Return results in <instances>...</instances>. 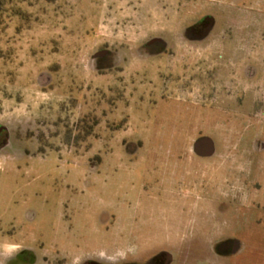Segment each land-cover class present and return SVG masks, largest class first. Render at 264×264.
Returning <instances> with one entry per match:
<instances>
[{
	"label": "rangeland",
	"instance_id": "rangeland-1",
	"mask_svg": "<svg viewBox=\"0 0 264 264\" xmlns=\"http://www.w3.org/2000/svg\"><path fill=\"white\" fill-rule=\"evenodd\" d=\"M0 264H264V0H0Z\"/></svg>",
	"mask_w": 264,
	"mask_h": 264
},
{
	"label": "flooded vegetation",
	"instance_id": "flooded-vegetation-1",
	"mask_svg": "<svg viewBox=\"0 0 264 264\" xmlns=\"http://www.w3.org/2000/svg\"><path fill=\"white\" fill-rule=\"evenodd\" d=\"M173 73V72H172ZM177 80L180 82L181 81V73H178L177 74ZM190 79L193 81V82H195V80H197V77H195V76H192V77H190ZM199 79V78H198ZM213 82V81H212Z\"/></svg>",
	"mask_w": 264,
	"mask_h": 264
}]
</instances>
